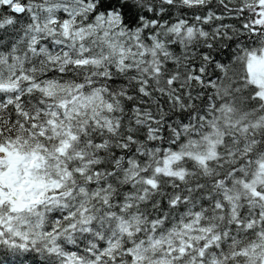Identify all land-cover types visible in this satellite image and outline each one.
I'll return each mask as SVG.
<instances>
[{
    "label": "snow or ice",
    "instance_id": "snow-or-ice-1",
    "mask_svg": "<svg viewBox=\"0 0 264 264\" xmlns=\"http://www.w3.org/2000/svg\"><path fill=\"white\" fill-rule=\"evenodd\" d=\"M0 264H264V0H0Z\"/></svg>",
    "mask_w": 264,
    "mask_h": 264
}]
</instances>
